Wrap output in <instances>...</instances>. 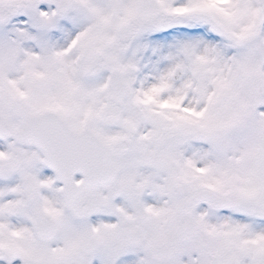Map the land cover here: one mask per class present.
Segmentation results:
<instances>
[{"label": "snow or ice", "instance_id": "obj_1", "mask_svg": "<svg viewBox=\"0 0 264 264\" xmlns=\"http://www.w3.org/2000/svg\"><path fill=\"white\" fill-rule=\"evenodd\" d=\"M0 264H264V0H0Z\"/></svg>", "mask_w": 264, "mask_h": 264}]
</instances>
